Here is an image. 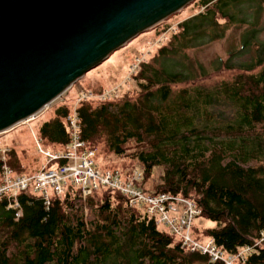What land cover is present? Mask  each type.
I'll return each mask as SVG.
<instances>
[{"label": "trees", "instance_id": "1", "mask_svg": "<svg viewBox=\"0 0 264 264\" xmlns=\"http://www.w3.org/2000/svg\"><path fill=\"white\" fill-rule=\"evenodd\" d=\"M201 1L203 11L181 21L154 56L140 63L132 76L139 87L135 94L83 101L78 111L82 138L96 152L98 168L111 169L101 156H128L131 161L111 170L138 169L143 179L137 186L143 191L191 199L199 217L214 223L203 231L195 225L194 236L236 253L264 231V43L255 28L264 0ZM244 26L241 48L218 57L212 70L192 55ZM244 49L251 56L238 63ZM222 71L232 74L208 82ZM71 108L63 102L38 119L44 147L56 152L69 145ZM7 157L17 174L38 171L24 172L15 148ZM159 167L163 174L156 178ZM82 201L73 183L63 195H53L49 206L33 189L1 196L0 264H223L183 248L119 191L101 188L87 197L89 221ZM246 264H264V244Z\"/></svg>", "mask_w": 264, "mask_h": 264}, {"label": "water", "instance_id": "2", "mask_svg": "<svg viewBox=\"0 0 264 264\" xmlns=\"http://www.w3.org/2000/svg\"><path fill=\"white\" fill-rule=\"evenodd\" d=\"M196 0H0V134Z\"/></svg>", "mask_w": 264, "mask_h": 264}, {"label": "built area", "instance_id": "3", "mask_svg": "<svg viewBox=\"0 0 264 264\" xmlns=\"http://www.w3.org/2000/svg\"><path fill=\"white\" fill-rule=\"evenodd\" d=\"M142 61L131 69V73L138 70ZM118 92V89H109L102 93L79 90L78 99L67 117L69 145L65 150L54 152L44 149L39 139H36L38 151L45 159L36 173L17 174L7 163L4 150L0 197L5 194L16 197L22 191L33 189L42 194L46 205L49 206L52 196L63 195L69 183L81 189L83 198L89 197L101 188H110L125 195L130 207L140 208L150 217L155 218L160 225L181 241L183 248L207 255L213 262L246 264L248 255L256 247L264 244V231L253 245L241 247L236 253H227L218 247L213 239L199 240L194 236L195 222L201 210L191 199L166 192L154 194L143 191L137 186V183L143 179L142 172L138 169L102 170L98 168L96 152L89 149L82 138L78 107L83 101L107 100L116 96ZM17 216H20V212Z\"/></svg>", "mask_w": 264, "mask_h": 264}, {"label": "rangeland", "instance_id": "4", "mask_svg": "<svg viewBox=\"0 0 264 264\" xmlns=\"http://www.w3.org/2000/svg\"><path fill=\"white\" fill-rule=\"evenodd\" d=\"M257 3L258 2H256V4ZM256 4H252L253 6L255 5L254 8H249V6H247L249 14L254 13ZM204 8L205 7L202 5V1L196 0L154 28L140 34L131 40L127 45L112 53L106 61L89 71L84 77L76 82L64 96L51 106L47 107L40 115L19 124L12 130L1 133L0 148L2 149V154L4 150L6 151V160L8 158V151H10L11 148H15L21 159V165H23L22 168L24 172L31 173L39 170L44 164L45 159L44 156L39 153L36 143V139H39L40 143L44 147L37 134L38 127L40 125V121L38 119L43 117V114L47 110H52L51 108L60 105L63 102L68 104L72 103L73 106L78 99L79 90L81 89L89 91L96 90L99 87L104 86L106 87V90L118 89L119 92L117 95L126 91H130L135 94L139 90V87L136 82L132 80V76L135 72L131 73V69H133L139 61H144L145 59L153 57L158 48L163 45L162 40H164L165 43L167 38L172 35V32L177 31L178 24L181 21L197 14L200 11H203ZM246 28L247 26L240 28L233 27L229 30L228 36L223 40L206 44L199 49H194L191 53L192 55H195L206 67H208V69L212 70L213 62L218 57L226 58L230 54V51L241 48L243 41L242 34ZM255 28L258 30V42L264 43V2L260 6V13L258 15ZM244 50L245 55H241L235 60L238 63L249 60L251 56V52L249 53L247 49ZM231 74L232 72L227 71L212 73L208 82L229 77ZM130 76L131 79H129ZM44 149L49 150L46 147H44ZM100 159L103 164L111 169H114V167H117L118 165L121 166L122 163L131 161L128 156L120 157L116 155H107L104 158L101 156ZM156 173V178H159L160 175L163 174V167L157 168ZM86 199L87 198H83L82 202H84V204L81 205L80 208L83 213L82 215L85 216L87 221H89V219L93 218V215L88 206L85 205ZM195 223L202 231L205 228L214 225V223L200 217H197Z\"/></svg>", "mask_w": 264, "mask_h": 264}]
</instances>
